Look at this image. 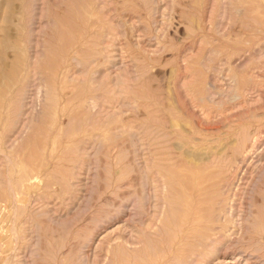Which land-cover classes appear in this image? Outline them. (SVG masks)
<instances>
[{"label": "rangeland", "instance_id": "1", "mask_svg": "<svg viewBox=\"0 0 264 264\" xmlns=\"http://www.w3.org/2000/svg\"><path fill=\"white\" fill-rule=\"evenodd\" d=\"M11 71L0 264H264V0H0Z\"/></svg>", "mask_w": 264, "mask_h": 264}, {"label": "bare ground", "instance_id": "2", "mask_svg": "<svg viewBox=\"0 0 264 264\" xmlns=\"http://www.w3.org/2000/svg\"><path fill=\"white\" fill-rule=\"evenodd\" d=\"M96 7V6H95ZM86 44V43H85ZM92 52V51H91ZM93 55V54H92ZM92 57V56H91ZM110 58V57H109ZM90 61V60H89ZM77 62V61H76ZM22 63V62H21ZM19 64V63H18ZM23 66V65H22ZM16 67V66H15ZM16 71V70H15ZM22 78V77H21ZM20 78V79H21ZM234 78H236V77H234ZM17 79H18V77H17V75H16V72H13V71H11L10 73H8V74H6L5 76H4V80H2V79H0V90H1V93H0V100H1V98L3 99V97L5 96V94H7V92L9 91V89H11L12 87H13V85H14V83L17 81ZM237 89V88H236ZM238 91V90H237ZM236 93V92H235ZM240 96V95H239ZM240 99V98H239ZM1 101H3V100H1ZM5 102V101H4ZM3 102V103H4ZM4 105V104H3ZM0 106H1V104H0ZM10 139V138H9ZM254 141V140H253ZM250 143H252V141L250 142ZM255 143V142H254ZM253 143V144H254ZM254 146V145H253ZM249 148V147H248ZM238 150V149H237ZM254 150V149H253ZM247 152V151H246ZM232 154V153H231ZM243 156V155H242ZM217 157V156H216ZM240 160V159H239ZM238 161V160H237ZM243 161V160H242ZM160 162V161H159ZM169 162V161H168ZM215 162V161H214ZM238 163H240V162H238ZM258 164V163H257ZM209 166V165H208ZM207 166V167H208ZM164 167V166H163ZM206 167V168H207ZM158 168V167H157ZM192 168H193V166H191V170H192ZM194 169V168H193ZM197 169L198 168H195L194 169V172H195V170L197 171ZM191 170H189V171H191ZM170 172V171H169ZM201 172V171H200ZM67 173V172H66ZM174 173V172H173ZM192 173H193V171H192ZM207 174V173H206ZM205 174V175H206ZM221 174V173H220ZM214 176V175H213ZM185 177V176H184ZM206 177V176H205ZM209 177V176H208ZM187 178V177H186ZM198 178H200V177H198ZM207 178V177H206ZM205 178V179H206ZM201 179V178H200ZM203 179V181H204V178H202ZM220 180V179H219ZM200 181V180H199ZM221 181V180H220ZM226 181V180H225ZM224 182V181H223ZM203 183V182H202ZM201 183V184H202ZM225 183V182H224ZM245 183V182H244ZM189 184V183H188ZM200 184V183H199ZM200 184V185H201ZM216 184V183H215ZM223 184V183H222ZM228 184V183H227ZM172 185V184H171ZM198 185V184H197ZM210 185V184H209ZM231 185V184H230ZM229 185V186H230ZM166 186V185H165ZM212 186H214V185H212ZM217 186V185H216ZM207 187V186H206ZM205 187H203L202 189H204ZM208 188H210V187H208ZM225 188V187H224ZM171 189V188H170ZM186 189H188V188H186ZM205 190V189H204ZM13 191V190H12ZM201 191H203V190H200V192ZM230 191V190H229ZM177 192V191H176ZM199 192V191H198ZM212 192V191H211ZM213 192H214V190H213ZM220 192V191H219ZM179 193V192H178ZM208 193V192H207ZM206 193V194H207ZM214 193H217V192H214ZM223 193V192H222ZM210 194H212V193H210ZM226 194V193H225ZM180 195V194H179ZM186 196H187V194H185ZM223 195H224V193H223ZM185 196V197H186ZM202 196V195H201ZM216 196H219V195H216ZM220 196H222V195H220ZM16 198V197H15ZM225 199V198H224ZM205 200V199H204ZM204 200H203V202H204ZM201 201V200H200ZM206 201V200H205ZM227 201V200H226ZM233 201V200H232ZM181 202V201H180ZM202 202V203H203ZM222 202H225L224 200L223 201H221V203ZM14 203H16V202H14ZM214 203V202H213ZM212 203V204H213ZM219 203V202H218ZM215 204H216V202H215ZM237 204V203H236ZM198 205V204H197ZM196 205V206H197ZM202 205V204H201ZM201 205H199V206H201ZM216 205H218V204H216ZM220 205V204H219ZM169 206V205H168ZM205 208V207H204ZM215 208V207H214ZM228 208V207H227ZM217 209V208H216ZM229 209V208H228ZM219 211L217 212V210H215V212H217L216 213V216H214L215 217V219L214 218H210V220L213 222L212 224H214V222H218L219 223V219H221L220 218V216H221V214H224V216H225V213H226V206H224V207H221V208H219L218 209ZM162 212V211H161ZM211 212H213L212 210H211ZM214 212V213H215ZM190 214V213H189ZM210 213H208V215H209ZM212 214V213H211ZM210 214V215H211ZM231 214V213H230ZM215 215V214H214ZM189 216V215H188ZM195 216V215H194ZM213 216V215H212ZM157 217V216H156ZM167 218V217H166ZM187 219V218H186ZM190 219V218H189ZM189 219H187V221L186 222H184V227H182L181 229H179V231H178V233H179V235H180V237L178 238V239H176V240H174V242L171 244L170 243V245H169V249H171V250H168V251H170L171 253H168V254H170L171 256L169 257L170 258V260L172 259V258H181L182 257V255L184 254V253H188L189 252V247H188V244H186V243H184L183 242V240H184V234L187 232V229H188V232L192 229V227H193V224L190 222V220ZM156 220V219H155ZM178 220V219H177ZM199 220V219H198ZM204 220V219H203ZM167 221V220H166ZM207 221V220H206ZM227 222H229L228 220H226ZM199 222H200V220H199ZM201 222H203L202 221V218H201ZM200 222V223H201ZM208 222V221H207ZM225 223V222H224ZM255 223V222H254ZM177 224V223H176ZM178 225V224H177ZM195 225H197V224H195ZM226 225V224H225ZM225 225H220L219 226V228H212L213 229V231H215L216 229H219L218 231H216L217 232V235H220V238H221V235L223 236V232H224V230L226 229V227H227V225L225 226ZM149 226V225H148ZM161 226L162 225H160V228H161ZM205 226H206V224H205ZM215 226V225H214ZM218 226V225H217ZM150 227V226H149ZM164 227V226H163ZM162 227V228H163ZM168 227V226H167ZM203 227H204V225H203ZM207 227H210V226H207ZM206 227V228H207ZM254 227V226H253ZM199 228V227H198ZM202 228V227H201ZM208 229V228H207ZM210 229V228H209ZM252 229V228H251ZM255 229V228H254ZM117 230V229H116ZM133 229H130V231H132ZM138 230H142V232H144V231H146V230H143V229H138ZM167 230V229H166ZM178 230V229H177ZM203 230H204V228H203ZM206 230V229H205ZM211 230V229H210ZM1 231V230H0ZM126 231V230H125ZM135 230H133V232H134ZM169 231H170V229H169ZM257 231V230H256ZM255 231V232H256ZM163 232H165V228H163ZM198 232V231H197ZM197 232H195V233H197ZM135 233V232H134ZM201 232H199V234H200ZM133 234V233H132ZM155 234V233H154ZM216 233H214V235H215ZM161 235V234H160ZM200 235H203V234H200ZM206 235V237H207V233L205 234ZM217 235H215V236H217ZM133 236H134V234H133ZM138 235H135V237L136 238H138L139 240H140V238L139 237H137ZM145 236V235H144ZM172 236V235H171ZM210 236L211 235H209V238H210ZM218 237V236H217ZM168 238V237H167ZM212 238V237H211ZM196 239H198V238H196ZM214 239H216V238H214ZM213 239V240H214ZM219 239V238H218ZM127 240V239H126ZM186 240V239H185ZM219 240H221L222 241V239H219ZM150 241V240H149ZM169 241V240H168ZM202 241V240H201ZM208 241V240H207ZM151 242H153V241H151ZM210 242V241H209ZM168 243V242H167ZM213 243V242H212ZM211 243V244H212ZM138 244V243H137ZM142 244V243H141ZM169 244V243H168ZM152 245V244H151ZM197 245H199V244H197ZM143 246V245H142ZM141 246V247H142ZM156 246V245H155ZM154 246V247H155ZM186 246L188 247L187 249H186ZM191 246V245H190ZM196 247V249H197V246H195ZM207 248H209V246L207 247ZM138 249H140V248H138ZM193 249V248H192ZM198 249H200L199 247H198ZM211 249V248H210ZM142 250V249H141ZM159 250V249H158ZM191 250V249H190ZM214 250V249H213ZM167 251V252H168ZM192 252V251H191ZM134 253V252H133ZM211 254V253H210ZM238 254V253H237ZM117 255V254H116ZM125 255H126V253H125ZM192 255V254H191ZM201 255V254H200ZM232 255V257L230 256V259H233L234 258V255L235 254H231ZM190 256V255H189ZM203 256V255H202ZM167 257V256H166ZM195 257V256H194ZM210 257V256H209ZM162 257L160 256V255H158L156 258H153V259H151L150 261H149V263L148 264H168V263H166V259H164V260H162L161 259ZM186 258V257H185ZM191 258V257H190ZM196 258V257H195ZM221 259H225V256L224 255H222V257H220ZM187 259H188V257H187ZM178 260V259H177ZM6 261V260H5ZM167 261H169L168 260V258H167ZM136 264V263H135Z\"/></svg>", "mask_w": 264, "mask_h": 264}]
</instances>
